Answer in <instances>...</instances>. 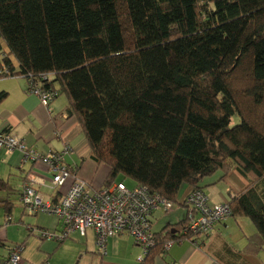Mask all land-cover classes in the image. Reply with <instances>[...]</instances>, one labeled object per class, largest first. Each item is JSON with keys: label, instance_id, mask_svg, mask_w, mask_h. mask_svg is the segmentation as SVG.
<instances>
[{"label": "trees", "instance_id": "trees-1", "mask_svg": "<svg viewBox=\"0 0 264 264\" xmlns=\"http://www.w3.org/2000/svg\"><path fill=\"white\" fill-rule=\"evenodd\" d=\"M5 77L66 98L108 185L122 176L185 211L182 186L205 194L219 173L229 218L255 228L241 253L264 246V0H0ZM0 192L14 191L0 178ZM184 215L138 264L211 236Z\"/></svg>", "mask_w": 264, "mask_h": 264}, {"label": "crops", "instance_id": "crops-1", "mask_svg": "<svg viewBox=\"0 0 264 264\" xmlns=\"http://www.w3.org/2000/svg\"><path fill=\"white\" fill-rule=\"evenodd\" d=\"M0 94H5L4 99L0 101V134H12L18 140L22 141L27 149H31L39 154L62 153L64 149L68 147L70 149L69 152L63 155L64 162L71 170L75 179L84 182L93 191L108 186V184H106V179L109 174V169L103 164L98 165L94 163L89 158V148L76 118L68 116L64 111L67 105L65 97L57 96L50 104L49 110H47L40 104L36 96L28 93V83L25 79L20 77L0 78ZM0 178L7 181L12 187L14 192L10 194H16L17 197H19L21 186L24 183L31 182L39 191L42 198L50 202L58 201L67 192L72 183V180L69 179L61 188H52L51 177L47 168L44 165L32 163L29 160L23 161L22 153L17 150L11 154H5L3 151H0ZM210 190L211 191L204 190V192L208 196L211 204L227 201V197H225L227 191ZM189 192L190 189L182 196L180 203H182L184 197ZM3 194L10 195L4 192ZM6 200L11 202L8 196L0 197V201ZM0 207H2L4 211V220L6 215H9L11 218L10 213L13 205H11L8 210H5L2 204ZM177 207H180L182 212L179 211ZM177 207L173 208L168 215L166 214L167 216L165 215L162 217L160 212H155L152 215L151 229L153 233H157L164 227L177 224L183 220L185 211L179 204ZM24 214L22 209V215ZM156 223H160V227L154 230V224ZM161 223L164 224L161 225ZM7 225L4 226V229L7 228ZM0 228H3V226H0ZM222 228H227V222L226 225H217L211 236L200 246L192 244L190 241L173 243L162 257L159 256L155 259L154 263L245 264L243 260L245 257L241 255L240 250H232L230 246L221 241ZM59 229L62 230V225L60 226L59 223H56L54 230L47 231L58 233L60 232ZM3 230H0V248L5 250V253H0V261L7 257L11 249V247L5 245L6 237L4 234L5 231ZM71 236L77 240L76 242L80 245L81 249H83V240L85 241L84 252L79 249L78 253L83 255L89 253L97 256L99 260L98 264H107V259L104 257L108 255V250L111 254L112 251L117 249L116 245L118 242H116L115 239L120 237L117 236L108 239L106 243V254L100 255L96 248L94 249L92 247L93 239L91 237H93V233L91 231H87L84 237H81L77 232L72 233L65 240L58 241V243H65ZM44 240L45 239H43V241ZM86 243H88L89 246H87ZM26 258L33 260V258L27 256ZM22 264H26L25 261Z\"/></svg>", "mask_w": 264, "mask_h": 264}, {"label": "built area", "instance_id": "built-area-1", "mask_svg": "<svg viewBox=\"0 0 264 264\" xmlns=\"http://www.w3.org/2000/svg\"><path fill=\"white\" fill-rule=\"evenodd\" d=\"M42 80H46L42 78ZM28 93L36 96L40 104L49 110L57 93L39 82H29ZM20 151L23 161H31L44 165L51 177V186L59 189L71 179L67 192L56 202L45 201L33 183H24L20 188V203L28 215L45 214L57 218L62 230L56 234L41 232V237L49 241H63L72 233L81 237L91 231L94 236L96 250L100 255L106 254L108 239L127 235L142 255L138 262L148 255L154 246V233L151 229V217L155 212L170 213L174 203L158 194H151L144 187L128 188L123 182H112L99 190H91L87 184L75 179L64 162L63 155L69 152L66 147L62 153L39 154L27 149L22 141L10 133L0 134V151L11 154ZM185 211L190 219L189 231L202 235L209 234L217 224L230 217V209L226 203L211 204L201 191H192L183 201ZM11 218L5 216V225ZM173 243L166 244L167 250ZM21 246L13 248L0 264H22Z\"/></svg>", "mask_w": 264, "mask_h": 264}, {"label": "rangeland", "instance_id": "rangeland-1", "mask_svg": "<svg viewBox=\"0 0 264 264\" xmlns=\"http://www.w3.org/2000/svg\"><path fill=\"white\" fill-rule=\"evenodd\" d=\"M234 123L237 122V118L234 119ZM89 163V162H87ZM220 177L219 173H216L212 177L205 179L202 183L205 186V191H227V186L223 182H218ZM115 181L123 182L126 187L131 188L134 186V183L122 176H118ZM189 186L183 185L177 196V200L180 202L182 196L188 191ZM227 197V194H225ZM8 196L13 207L10 213L12 221L7 225V228L4 229L5 220H4V211L0 207V230L5 231V245L7 247L22 246L21 258L22 261L26 264H98V257L92 254H81L78 253L81 249L80 245L76 242L77 240L74 237L66 240L65 243L60 244L58 241L53 240H44L41 239V232L46 231L49 234H56L57 232H48L47 230H54L56 223H61L57 218L45 214L37 215H28L25 213L22 215V205L20 204L19 197L16 194L6 195L0 192V197ZM177 205L174 204V208ZM179 211L182 212L180 207ZM161 216H165V213L160 212ZM168 215V214H167ZM166 215V216H167ZM163 220V218H162ZM21 222V223H20ZM164 222V220H163ZM164 223H161L163 225ZM160 227V223L154 224V230ZM59 231H61L59 229ZM255 233V228L249 219L243 217L229 218L227 220V228H222V235L220 237L226 245L230 246L232 250L243 251L247 238ZM91 237V236H90ZM92 247L95 249L94 236L91 237ZM116 250H108V255L104 258L107 259V264H138V259L142 255L141 249L135 245L133 239L129 236H120L117 237ZM84 244L81 250L84 252ZM87 246L88 243H86ZM46 245V246H45ZM0 253L4 254L5 250L0 248ZM111 255V258H110ZM241 255L245 258V264H264V246L261 250H257L255 254L250 255L248 253L242 252ZM33 258L29 260L26 258ZM247 256V257H246Z\"/></svg>", "mask_w": 264, "mask_h": 264}]
</instances>
